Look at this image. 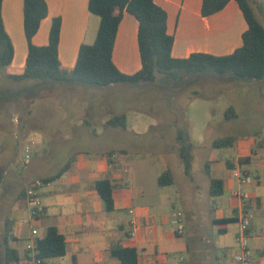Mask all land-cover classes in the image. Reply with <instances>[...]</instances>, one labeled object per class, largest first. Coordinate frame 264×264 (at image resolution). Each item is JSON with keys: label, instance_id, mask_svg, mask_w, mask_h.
Masks as SVG:
<instances>
[{"label": "crops", "instance_id": "obj_1", "mask_svg": "<svg viewBox=\"0 0 264 264\" xmlns=\"http://www.w3.org/2000/svg\"><path fill=\"white\" fill-rule=\"evenodd\" d=\"M46 1L48 16L42 20L32 41L38 46L47 45L53 19L60 17L59 60L63 67L73 68L80 46L94 43L101 18L89 10V0ZM155 1L167 10V30L175 38L172 48L174 57H188L196 51L224 55L232 53L243 44L242 34L248 25L236 0H230L225 8L209 16L202 15L203 0ZM2 13L5 28L15 49L9 72L18 73L25 66L28 55L24 31V0H3ZM138 28L137 18L125 11L117 31L113 61L127 74L135 73L142 67ZM79 85H59L52 93L73 90ZM115 86L117 85L110 84L107 88ZM27 99L30 101L22 102ZM31 99L33 98L24 97L23 100L0 102V142H3L5 132L11 133V130L4 128V123L14 111L13 115L23 133L22 138L35 150H38L39 144L46 137L55 143L83 141L81 143L87 144L76 145L57 158L51 148H44L38 155L31 154L26 161L27 183H21L15 178L11 180L14 185L7 187L6 194L0 193V264H5L7 246L15 248L21 257H25L28 254L27 242L36 239L31 237V227H37L42 235L48 226H56L64 234L66 254L50 259L46 264H120L118 258L111 253V246L115 243L134 246L138 251L139 264H216L206 260L189 263L184 254L190 251H193L194 257L199 254L200 251H196V240H189L184 234L185 229L179 232L178 227L169 228V219L165 216L158 219L155 211H152L154 206L161 203L154 191L158 189L156 180L158 183L159 176L155 171V161L135 158V151L124 140L100 144L108 138H114L119 132L126 135V127L108 124V120L119 113L104 114L99 128L91 126L90 118L81 114L79 121L68 123L70 128L62 130L55 127V121H64L65 118L49 107L50 103H47L46 108L45 102L40 101V98H34L33 101ZM82 109L85 110L84 104ZM38 110L42 113H38ZM35 118H42L45 126L40 128L33 124L32 120ZM101 127L103 128L100 129ZM132 135L139 137L141 133L134 132ZM234 146L240 150L229 158L222 154L219 156L216 151L218 148L212 145L202 177L196 178L195 173L191 172L190 176L186 175L188 184L186 181L184 184H187L186 189L191 190L195 197L201 196L202 192L211 196V178H221L224 188L228 186L232 189V195L236 178L233 173H228L232 169L228 163H233L234 169H241L251 175L252 183L245 185L250 189V194L245 193V196L254 212L250 226V247L255 263L264 264V144L249 134L241 138L237 136ZM113 149H126L128 154L116 157L109 163L106 153ZM10 158L7 161L11 162ZM243 158L245 160L241 163L240 159ZM70 159H73L70 168L59 178L47 183L44 190H39L44 205L42 216L31 225L23 224L20 219L28 214V207L22 193H26L35 179L56 173ZM5 160L0 147V186L7 174L3 166L5 163L9 165ZM163 163L168 166L166 161ZM254 169L257 174H254ZM106 177L111 178L115 184V209L110 212L105 209L95 188V181ZM130 181L133 182L132 186L129 185ZM14 188L16 190L10 192ZM224 205L230 206L233 214L226 215ZM210 212L211 222L214 217L222 218L235 213L239 215L238 201L234 200L220 207L212 206ZM125 214L128 218L124 217ZM132 221L138 224L134 234H131L134 228ZM226 225H220V228L225 227L227 230ZM8 227L10 237L6 241L4 234Z\"/></svg>", "mask_w": 264, "mask_h": 264}, {"label": "rangeland", "instance_id": "obj_2", "mask_svg": "<svg viewBox=\"0 0 264 264\" xmlns=\"http://www.w3.org/2000/svg\"><path fill=\"white\" fill-rule=\"evenodd\" d=\"M249 1L256 17L264 25V0ZM9 71L8 67L0 68V88L3 90L14 91L29 87L36 82L32 79L16 81L7 77L2 78ZM162 77L163 75L159 74L155 83L146 82L139 86L132 83H117L114 88H107V86L80 84L76 89L59 94L52 93L53 90L47 91V88H41L28 91L18 99L23 100L28 95L33 98L32 101L34 98H40V101L45 102L46 108L47 103H50L49 107L65 118L64 121L59 119L55 121V127L62 130L70 128L67 126L68 123L73 124L79 121L81 114H84L85 118H90L91 126L99 128L100 120L107 112L124 113L127 118L126 135L123 136L121 135L123 132H119L114 138H108L100 144L124 140L135 151V158H148L150 161L152 159L155 161V171L158 175L166 169L163 163L165 161L172 169L176 177L174 184L160 186L156 180L158 189L154 191L161 203L154 206L152 211H155L158 219L167 217L170 223L169 228H175L179 224L173 212L182 214L184 234L189 240H196V244H199L196 251H200L196 258L193 251L186 252L184 256L187 261L189 263L194 260H206L218 264L236 263L235 255L240 252L236 242L239 224L237 222L227 224L226 233L220 234L218 232L220 225L211 222L210 209L212 206L220 207L225 203L238 200L231 195L232 189L228 186L224 193L218 196H209L202 192L201 196L195 197L191 190L186 189L189 175L184 171L177 133L182 129L189 134L193 155L192 172L195 173L196 178H201L204 174L202 170H205L206 160L211 155L214 139L229 135L241 138L250 134L264 144V78L233 82L214 77L202 79L197 83L182 84V81L175 78L164 82ZM194 89H198L200 94L195 95ZM27 101L30 100L22 102ZM82 104L85 106L84 111ZM230 107L236 110L237 116L230 118L226 116ZM37 112L42 113L40 110ZM13 113L14 111L4 123V128L11 130V133L5 132L3 142H0L3 158L6 159L4 162L9 163L3 166L7 174L0 186L1 194H6L7 187L14 185L11 180L15 178H18L21 183H27L26 161L31 154L38 155L44 148H51L57 158L71 151L76 145L87 144L81 143L83 141L55 143L50 142V138L46 137L39 144L38 150H35L30 147L26 139L22 138V130L18 127V120ZM32 123L40 128L45 126L42 118H35ZM134 132H139L141 135L135 137L132 135ZM239 150L237 146H234L218 148L216 151L219 156L222 154L231 158ZM10 157L11 162L7 161ZM235 170L231 169L228 173H233ZM253 172L257 174L255 169ZM184 181L187 182L186 185ZM236 181L233 189L250 194L249 187L240 185L237 179ZM130 182L129 185L132 186L133 182ZM46 187L47 184H43L40 191ZM14 190L16 188L11 189L10 192ZM224 207L226 215L233 214L230 206L224 205ZM28 216L29 209L25 217ZM124 217L128 218V215L125 214Z\"/></svg>", "mask_w": 264, "mask_h": 264}, {"label": "trees", "instance_id": "obj_3", "mask_svg": "<svg viewBox=\"0 0 264 264\" xmlns=\"http://www.w3.org/2000/svg\"><path fill=\"white\" fill-rule=\"evenodd\" d=\"M247 22V29L242 34L243 44L232 53L216 55L208 52H192L188 57L179 58L172 55L174 35L167 30L168 13L155 0H89V10L100 16V26L97 37L92 44H82L78 58L73 68H65L59 60V39L61 32V18L53 19L49 43L38 46L33 43V36L38 32L42 20L48 16L49 8L46 0H24V31L28 43V55L21 72H8L2 78L20 81L24 79L36 80L29 87H22L14 91L0 88V100L14 101L31 90L47 88L53 90L61 85L93 84L108 86L117 83H155L159 74L164 82L175 78L183 83H197L205 78H220L233 82L261 80L264 78V25L256 17L249 0H236ZM230 0H203L202 15L209 16L221 11ZM3 0H0V68L10 67L14 57L13 41L7 32L3 20ZM125 11L133 14L138 22V44L142 67L135 73L127 74L121 71L113 61V50L117 31ZM194 94L200 91L194 89ZM26 96V95H24ZM29 96V95H28ZM27 96V97H28ZM228 118L237 116L233 107L227 110ZM108 124L113 126H127L124 113L115 114ZM180 143L179 153L187 175L192 172V143L189 134L180 129L177 133ZM237 140L236 135L223 136L214 139V148L233 147ZM128 154L126 149H113L106 153L109 163L114 158ZM245 158L240 159L242 163ZM73 159L68 160L56 173L40 178L47 184L59 178L68 168ZM208 165V163H207ZM232 169L235 165L228 163ZM208 167V166H207ZM246 172V171H244ZM160 186L172 185L175 177L172 169L167 166L158 176ZM115 184L111 178H102L95 181V188L102 198L105 209L113 211ZM224 181L212 177L209 194L218 196L224 193ZM22 196H27L22 193ZM247 209H250L247 202ZM44 211V210H43ZM43 211L37 215L39 219ZM182 217V214H181ZM238 215L222 218H213V224L223 225L238 222ZM183 222V220H182ZM4 234L5 240L10 237L9 227ZM225 227L218 232L225 233ZM250 233V228H249ZM37 254L43 259V264L53 258L63 257L66 254L65 236L56 226H48L42 235L36 238ZM199 252V251H198ZM111 253L118 258L120 264H139L138 251L134 246H124L115 243L111 246ZM5 264H25V257H21L15 248L5 249ZM218 264V263H216Z\"/></svg>", "mask_w": 264, "mask_h": 264}, {"label": "built area", "instance_id": "obj_4", "mask_svg": "<svg viewBox=\"0 0 264 264\" xmlns=\"http://www.w3.org/2000/svg\"><path fill=\"white\" fill-rule=\"evenodd\" d=\"M29 148V147H27ZM233 176L239 181L240 185H249L253 181V177L248 173L242 171L241 169H236L233 172ZM44 184L43 180L40 178L35 179L27 188L26 202L29 209V216L22 217L20 221L23 224H33L37 220V215L44 210V205L40 196V187ZM233 197L237 198L239 206L238 224L239 230L236 236V242L239 246L240 252L235 255V260L237 264H256L253 258V251L250 247V233L249 228L253 222L254 212L251 209H247L248 199L245 193L240 190H235L232 193ZM132 211V210H131ZM173 216L179 223L177 229L179 232L184 230L182 225V217L180 212H173ZM133 225V230L131 234H134L135 229L138 224L136 221L131 222ZM40 235L37 227H31V237L37 238ZM36 240V239H35ZM30 240L26 244V249L28 254L25 256V264H43V259L37 254L36 241Z\"/></svg>", "mask_w": 264, "mask_h": 264}]
</instances>
